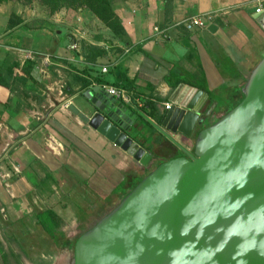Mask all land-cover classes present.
<instances>
[{
	"label": "crops",
	"instance_id": "crops-1",
	"mask_svg": "<svg viewBox=\"0 0 264 264\" xmlns=\"http://www.w3.org/2000/svg\"><path fill=\"white\" fill-rule=\"evenodd\" d=\"M259 4L264 0H114L123 41L102 25L96 35L70 26L54 33L6 30L0 19V74L14 62L23 68L33 62L30 79L18 73L14 90L0 98V264H70L74 231L90 229L155 164L181 155L149 123H159L177 85L207 94L204 125L238 101L264 55V31L253 18ZM204 15L210 20L203 29L181 25ZM14 50L37 56L18 61ZM93 86L124 89L129 103L117 104L147 117L134 113L127 134L148 146L150 165L141 166L68 110L73 104L84 111L79 96ZM196 129L174 139L191 152ZM49 136L63 146L60 153L48 151ZM44 211L61 220L54 236L37 222Z\"/></svg>",
	"mask_w": 264,
	"mask_h": 264
},
{
	"label": "water",
	"instance_id": "water-1",
	"mask_svg": "<svg viewBox=\"0 0 264 264\" xmlns=\"http://www.w3.org/2000/svg\"><path fill=\"white\" fill-rule=\"evenodd\" d=\"M264 31V13L253 17ZM236 105L204 127L207 94L179 84L154 129L181 155L145 174L72 243L70 264H264V55ZM68 110L141 166L152 153L130 136L135 107L100 86ZM197 128V129H196ZM191 152L174 136L189 138Z\"/></svg>",
	"mask_w": 264,
	"mask_h": 264
},
{
	"label": "rangeland",
	"instance_id": "rangeland-1",
	"mask_svg": "<svg viewBox=\"0 0 264 264\" xmlns=\"http://www.w3.org/2000/svg\"><path fill=\"white\" fill-rule=\"evenodd\" d=\"M114 0H110L111 5ZM0 19H6V30L15 27L42 28L47 27L54 33L64 31L67 26L78 30L82 28L86 32L96 35L99 25H106L88 9H80L63 5L54 9L53 1L49 0H0ZM109 30V29H108ZM82 231H74L77 236Z\"/></svg>",
	"mask_w": 264,
	"mask_h": 264
},
{
	"label": "trees",
	"instance_id": "trees-1",
	"mask_svg": "<svg viewBox=\"0 0 264 264\" xmlns=\"http://www.w3.org/2000/svg\"><path fill=\"white\" fill-rule=\"evenodd\" d=\"M18 1H27V0H18ZM49 1H53L54 9H57L58 7L63 6V5H69L71 7L80 8V9H88L106 25V27L110 30V33L114 36V38H117L123 41L125 32H124V29L118 17L116 16V14L114 13L112 9L110 0H49ZM32 66H33V62H30V61L27 62L24 68L20 67L18 63L14 62L12 63L11 66L7 68L5 73H1L0 74V98L8 97L9 94L14 90V82H15V79L18 73H22L25 76H27V78L30 79L29 71L31 70ZM5 101L7 100L5 99ZM236 103L228 107L223 115L228 113L236 105ZM7 104L8 102L4 103L5 106H7ZM215 121H217V119L208 124H205L204 127L214 123ZM159 164H161V162L158 164H155L152 168L147 170L146 174L151 172ZM130 191H128L127 193H129ZM106 213L101 215L99 219L102 218ZM37 222L44 229V231L50 236H54L56 234L55 228L61 224L60 218L52 211H44L42 213H39L37 215ZM82 233L83 232H81L76 238H78ZM75 239L73 240V243L75 242ZM72 249H73V245L71 246V252H72Z\"/></svg>",
	"mask_w": 264,
	"mask_h": 264
},
{
	"label": "built area",
	"instance_id": "built-area-1",
	"mask_svg": "<svg viewBox=\"0 0 264 264\" xmlns=\"http://www.w3.org/2000/svg\"><path fill=\"white\" fill-rule=\"evenodd\" d=\"M255 13L261 14L264 13V6L259 4L257 8L255 9ZM210 20L209 15L199 16V17H190L188 19H185L181 22V25L187 30V31H194L196 29H203L206 27L208 21ZM155 35H161L162 37H166V30L160 29L159 27H154L153 29ZM74 47V46H72ZM15 53H18V61H24V60H31L36 58V54H33L31 52L27 51H15ZM102 71L105 72L106 68H102ZM104 91H106L109 95L113 96L119 101H122L124 103H129V99L127 96V93L122 88H114V87H103ZM169 105L166 104L165 108H168ZM46 147L49 152L53 154H58L63 150V146L58 143L55 139L52 137H47L46 141Z\"/></svg>",
	"mask_w": 264,
	"mask_h": 264
}]
</instances>
